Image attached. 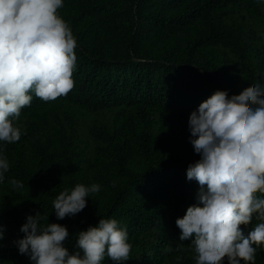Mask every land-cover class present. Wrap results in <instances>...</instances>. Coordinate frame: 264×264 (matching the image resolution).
Returning <instances> with one entry per match:
<instances>
[{
  "label": "trees",
  "instance_id": "16d2710c",
  "mask_svg": "<svg viewBox=\"0 0 264 264\" xmlns=\"http://www.w3.org/2000/svg\"><path fill=\"white\" fill-rule=\"evenodd\" d=\"M57 12L76 40L73 87L50 101L32 94L14 121L20 139L0 141L10 165L0 183V264H30L12 241L37 212L67 227L70 254L78 251L75 233L103 217L128 232L122 264H194L191 240L180 241L175 225L198 190L186 179L188 164L199 159L188 117L215 90L232 99L264 83V6L63 0ZM9 179L24 187L13 190ZM78 183H97L100 191L85 198L81 212L57 220L53 199ZM258 222L254 215L240 227L246 234ZM101 264L114 262L105 256ZM255 264H264V248Z\"/></svg>",
  "mask_w": 264,
  "mask_h": 264
},
{
  "label": "clouds",
  "instance_id": "9594fccd",
  "mask_svg": "<svg viewBox=\"0 0 264 264\" xmlns=\"http://www.w3.org/2000/svg\"><path fill=\"white\" fill-rule=\"evenodd\" d=\"M254 2L264 6V0ZM62 6L63 0H0V141L20 139L14 121L32 94L50 101L73 87L76 40L57 12ZM253 85L232 99L215 90L188 117L199 159L188 164L186 179L198 190L175 225L180 241L191 240L194 264H225V258L227 264H255L257 249L264 248V83ZM9 167L0 152V183ZM8 183L13 190L24 187L17 179ZM99 191L97 183L64 188L52 201L55 217L75 216ZM254 215L259 222L245 234L240 226L247 228ZM19 231L23 237L12 243L30 264H101L105 256L122 264L131 250L127 230L113 218L100 217L75 233L78 251L71 254L64 246L67 227L49 223L48 215H26ZM4 235L0 225V240Z\"/></svg>",
  "mask_w": 264,
  "mask_h": 264
}]
</instances>
